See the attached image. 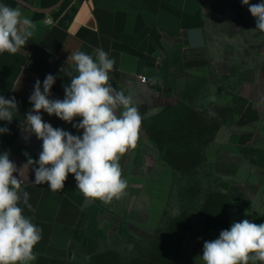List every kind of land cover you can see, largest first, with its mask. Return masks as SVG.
<instances>
[{
	"label": "crops",
	"instance_id": "crops-1",
	"mask_svg": "<svg viewBox=\"0 0 264 264\" xmlns=\"http://www.w3.org/2000/svg\"><path fill=\"white\" fill-rule=\"evenodd\" d=\"M23 1L26 4L0 0V4L18 8L36 24L33 36L16 54L0 53V96H14L19 108L10 124L0 121V127L9 129V133H0V154L9 153V159L20 169L14 175L29 193V203L35 210L24 208V215L42 229V238L33 249L37 259L29 264H82L107 248L106 239L99 233L102 224H93V200L85 199L73 174L68 175L62 190L52 191L47 183L35 184L32 167L24 166L28 156L38 160L42 151V141L34 134L25 140L28 133L21 128L32 108L29 97L35 81L39 79L42 84L47 74L55 76L50 99L62 100L64 86L70 84L68 73L77 74L72 62L67 61L71 53L84 51L95 58L94 49L102 48L115 60L110 83L125 92L131 84L143 101L138 105L142 116L140 137L145 117L172 104L173 94L164 85L165 75L205 66L217 75L224 67L210 53V29L224 20L243 18L249 10L242 0ZM53 6L49 11L42 10ZM262 76L261 67H248L238 73V82L251 89L261 83ZM41 115L54 128L82 135V130L55 115L43 111ZM260 115L259 107H244L236 123L240 131L233 130L229 139L240 144L249 142L252 135L246 127L257 122ZM80 119L76 117L73 123ZM142 185L139 177L135 178L131 191L142 194Z\"/></svg>",
	"mask_w": 264,
	"mask_h": 264
},
{
	"label": "rangeland",
	"instance_id": "rangeland-1",
	"mask_svg": "<svg viewBox=\"0 0 264 264\" xmlns=\"http://www.w3.org/2000/svg\"><path fill=\"white\" fill-rule=\"evenodd\" d=\"M247 13L210 29V53L224 67L217 75L206 66L165 75L172 104L145 117L136 148L121 157L125 195L93 200V224H102L107 248L82 264H132L158 257L165 244L170 257L204 264V241L219 236L209 222L228 229L243 219L264 223V33ZM254 66L263 78L250 89L238 73ZM252 105L261 115L246 127L251 140L234 142L240 112ZM137 177L142 194L130 188ZM210 192L217 194L206 209ZM178 228L184 231L174 233Z\"/></svg>",
	"mask_w": 264,
	"mask_h": 264
},
{
	"label": "clouds",
	"instance_id": "clouds-1",
	"mask_svg": "<svg viewBox=\"0 0 264 264\" xmlns=\"http://www.w3.org/2000/svg\"><path fill=\"white\" fill-rule=\"evenodd\" d=\"M242 4L255 18L256 29L264 33V0H242ZM35 29L36 24L18 8L0 4V53L16 54ZM94 53L95 58L84 51L68 57L77 74L68 73L70 84L64 86L62 100L50 99L55 76L47 74L42 84L39 79L35 81L29 97L32 108L21 128L28 133L25 140L34 134L42 141V151L38 160L28 156L24 166L32 167L35 184L47 183L52 191L62 190L68 175L73 174L86 200L107 204L125 195L128 185L119 161L137 146L142 125L138 105L143 101L131 84L127 92L114 87L110 73L115 60L102 48L94 49ZM42 111L82 130V135L54 128L43 120ZM15 112H19L16 98L0 96V121L10 124ZM76 117L81 119L73 123ZM0 133H9V129L0 127ZM17 172L20 169L9 159V153L0 154V264L36 260L33 249L42 238V229L24 215V208L35 210L29 193L14 175ZM201 257L204 264H264V223L249 219L233 222L218 238L204 241Z\"/></svg>",
	"mask_w": 264,
	"mask_h": 264
},
{
	"label": "trees",
	"instance_id": "trees-1",
	"mask_svg": "<svg viewBox=\"0 0 264 264\" xmlns=\"http://www.w3.org/2000/svg\"><path fill=\"white\" fill-rule=\"evenodd\" d=\"M216 194L217 193H215V192H210L208 194V196H207V200L208 201L205 203L206 209L208 207V202L210 201V199L214 198L216 196ZM206 211H207V213H209L208 210H206ZM208 218L209 219L211 218V214L209 215ZM208 226L217 229L218 233H220L221 230L228 229L227 224H214L213 222H209L208 223ZM173 231H174V233H176V232H183L184 231V228H178V229H175V230L173 229ZM159 247L161 249H163V253H161V254L159 253V256L158 257H157V255H155L152 259H147V256L137 257L135 259L134 263H132V264H190V261L189 260H185V259H181V258L178 259V258H172V257H170L168 255L167 251H166V244L163 245V247L161 245ZM98 254H100V255L103 254V251L100 252V253H98ZM258 264H259V262H258Z\"/></svg>",
	"mask_w": 264,
	"mask_h": 264
},
{
	"label": "water",
	"instance_id": "water-1",
	"mask_svg": "<svg viewBox=\"0 0 264 264\" xmlns=\"http://www.w3.org/2000/svg\"><path fill=\"white\" fill-rule=\"evenodd\" d=\"M19 1H21L22 3H25L26 4V2H24L23 0H19ZM63 0H60V2L58 3V4H60L61 2H62ZM57 4V5H58ZM54 7H56V6H53V7H51V8H45V9H42L43 11H49V10H51L52 8H54Z\"/></svg>",
	"mask_w": 264,
	"mask_h": 264
},
{
	"label": "built area",
	"instance_id": "built-area-1",
	"mask_svg": "<svg viewBox=\"0 0 264 264\" xmlns=\"http://www.w3.org/2000/svg\"><path fill=\"white\" fill-rule=\"evenodd\" d=\"M51 22V20H49ZM144 80H146V77H142Z\"/></svg>",
	"mask_w": 264,
	"mask_h": 264
}]
</instances>
